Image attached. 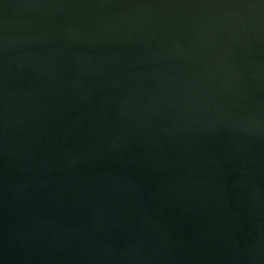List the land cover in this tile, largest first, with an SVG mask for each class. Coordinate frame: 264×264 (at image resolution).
I'll list each match as a JSON object with an SVG mask.
<instances>
[{"label":"water","instance_id":"1","mask_svg":"<svg viewBox=\"0 0 264 264\" xmlns=\"http://www.w3.org/2000/svg\"><path fill=\"white\" fill-rule=\"evenodd\" d=\"M0 264H264V0H0Z\"/></svg>","mask_w":264,"mask_h":264}]
</instances>
